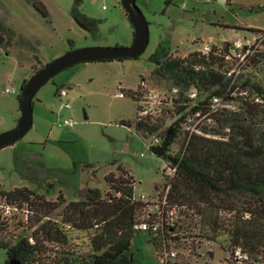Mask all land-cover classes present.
<instances>
[{
  "label": "rangeland",
  "instance_id": "1",
  "mask_svg": "<svg viewBox=\"0 0 264 264\" xmlns=\"http://www.w3.org/2000/svg\"><path fill=\"white\" fill-rule=\"evenodd\" d=\"M39 1L42 5L37 6L44 8L48 19L31 0H0L1 21L24 39L16 37L9 48L0 47V132L17 124L23 83L39 68L70 49L124 47L133 40V27L121 0H78V4L77 0ZM136 3L149 27L145 50L137 58L75 63L40 86L32 101L31 127L15 142L0 148V184L4 188L27 186L51 199L62 193L67 201L76 200L88 188L106 191L105 175L115 173L120 164L135 179L136 198L155 200L167 192L169 186L163 185L168 180L164 177L166 161L149 149L152 136L121 123L136 116L137 105L143 103L147 91L164 92L175 84L172 79L153 73L151 54L160 42L171 55L186 56L206 42L223 45L236 38L251 40L264 30V0H136ZM74 7L79 10L77 16L72 14ZM82 16L97 20L96 27L91 31L82 27L78 22ZM257 52L262 53L256 57L257 66L263 69L264 45ZM243 66L237 74L240 82L253 70L250 61ZM263 73L261 70L253 79H261ZM142 79L145 85L140 84ZM8 88H14L15 92H7ZM138 88L142 92L137 96L139 100L127 92ZM165 110L152 116L162 124L161 130L176 118ZM64 119H71L72 125H66ZM258 121L264 130V116ZM206 125L217 128L216 121ZM227 130L206 134L220 138ZM182 138L180 134L172 143L173 152L181 146ZM0 204H5L1 197ZM199 220V215L192 211L180 216V239L169 241L172 248L176 243L179 245L176 260L224 264L222 257L228 252L222 249L223 236L215 241L198 236ZM152 238L146 230L134 235L135 255L142 264H162ZM6 258V251L0 246V264H7Z\"/></svg>",
  "mask_w": 264,
  "mask_h": 264
},
{
  "label": "trees",
  "instance_id": "2",
  "mask_svg": "<svg viewBox=\"0 0 264 264\" xmlns=\"http://www.w3.org/2000/svg\"><path fill=\"white\" fill-rule=\"evenodd\" d=\"M31 1L48 19L44 8L37 6L42 3ZM78 11L74 7L72 14L77 16ZM16 37L20 38L19 34L0 19V47L9 48ZM229 44L230 41L224 42L225 51ZM255 54L253 70L242 82L223 74L212 54L210 59L194 51L173 56L160 42L150 56L155 75L181 86L178 95L191 86L198 91L194 103L188 98L186 103L173 98V107L168 108L167 114L174 113L176 118L163 130L157 119L139 113V105L133 119L121 120L142 134L158 133L161 142L149 145V149L176 166L173 176L164 174L168 180L163 184L169 186V205L178 207L173 224L164 222L157 232L145 229L153 235L161 260L165 253L175 251L173 264H190L176 260L179 245L176 243L173 249L169 241H179V218L192 211L200 217L198 236L212 241L223 236L222 249L228 252L222 257L224 264L237 247L247 255L243 264H264V130L258 121L264 116V73L261 79H253L264 68L257 66L256 57L262 53ZM125 58L128 57L117 59ZM194 64H202L204 69L195 71ZM127 92L135 98L142 95L139 88ZM214 94L237 108L211 112L209 104ZM256 97L259 101H255ZM200 117L203 134L192 132L188 138L184 122ZM210 121H216L217 128L206 125ZM225 129L227 132L220 138L206 134L213 130L220 134ZM180 134L181 146L173 152L171 145ZM105 180L106 191L88 188L82 198L69 201L62 193L51 199L27 186L6 189L0 184V197L17 207L9 216L0 209V246L6 251V263L15 259L22 264H142L136 258L133 238L143 231L136 225L146 219L149 203L134 196L135 179L120 164L115 173L105 175ZM209 254L212 257V250Z\"/></svg>",
  "mask_w": 264,
  "mask_h": 264
},
{
  "label": "built area",
  "instance_id": "3",
  "mask_svg": "<svg viewBox=\"0 0 264 264\" xmlns=\"http://www.w3.org/2000/svg\"><path fill=\"white\" fill-rule=\"evenodd\" d=\"M264 45V30L258 32L257 35L248 41H242L240 38H236L230 41L229 47L227 51L224 50L223 45L211 44L209 42L203 43L199 48L194 50L196 55L198 56H206L207 59H210L209 56H213V60L220 67L218 69L223 73L230 77L232 80L237 79V74L244 68L243 64L247 61L252 62V57L259 50L260 45ZM233 64H237L234 67ZM248 65V64H247ZM193 69L195 71H200L204 69L202 64H194ZM141 85H145V81L141 80ZM7 92H15V89H6ZM182 91L181 86L174 84L169 90L164 92L158 90L147 91L143 96V103L139 104L141 115H149L155 116L156 113L161 114L164 109L166 113H168V108L173 107V98L179 100L180 102L186 103L187 98L191 100L190 103H194L193 101L198 98V91L195 87H188L183 90V95H178ZM123 94V92H121ZM255 101H259V98L256 97ZM65 107H69V104H65ZM210 111L219 112L223 108H231L234 109L235 105L231 101L224 100L219 95H212L210 98ZM158 117V116H156ZM201 117L197 120L193 118H188L186 122H184V129L188 131V138L190 137L192 132H196L199 134H203L200 129ZM64 123L68 126L72 125L71 119H64ZM152 141L150 145H155L161 142V137L158 133L152 134ZM176 172V166L170 165V163L166 162L164 167V174L167 176H173ZM169 188V187H168ZM168 191V190H167ZM144 202L149 203V207L146 213V219L140 221L136 225L139 229H148L152 232H157L160 228H162L164 222L172 223L174 216L178 210V207L173 204L169 205L167 200V192L161 198L150 200L146 199L144 196L140 197ZM0 209L2 210V214L5 216L11 215L13 212L17 210L15 205L10 204H0ZM24 211L28 212L27 209ZM176 252L171 251L170 253H165L162 257V261L165 264H173V258L175 257ZM247 258V255L242 252L241 248H235L231 254L228 255L225 260V264H243L244 260Z\"/></svg>",
  "mask_w": 264,
  "mask_h": 264
},
{
  "label": "water",
  "instance_id": "4",
  "mask_svg": "<svg viewBox=\"0 0 264 264\" xmlns=\"http://www.w3.org/2000/svg\"><path fill=\"white\" fill-rule=\"evenodd\" d=\"M121 4L130 24L133 26L132 43L124 47L83 46L70 49L39 68L22 86L19 96L21 115L13 128L0 132V148L15 142L31 127L33 97L40 86L56 73L70 65L83 61L110 60L121 57L135 58L145 50L149 41V27L143 11L136 0H121ZM9 264L22 263L19 260L11 259Z\"/></svg>",
  "mask_w": 264,
  "mask_h": 264
},
{
  "label": "flooded vegetation",
  "instance_id": "5",
  "mask_svg": "<svg viewBox=\"0 0 264 264\" xmlns=\"http://www.w3.org/2000/svg\"><path fill=\"white\" fill-rule=\"evenodd\" d=\"M126 13V12H125ZM83 17V16H82ZM79 24L82 26V27H84V28H86L87 30H93L95 27H96V24L95 23H97V20H93V21H90V20H88V19H86V18H79ZM133 27V26H132ZM157 48H158V46H157ZM156 48V49H157ZM156 49H155V51H156ZM168 50V49H167ZM154 51V52H155ZM164 51H165V48H163L160 52H161V54H163L164 53ZM168 54H170L171 55V52H169L168 51ZM165 57V55H163V58ZM122 58V57H121ZM135 58H137V57H135ZM117 59V58H116ZM142 80H144V79H142Z\"/></svg>",
  "mask_w": 264,
  "mask_h": 264
}]
</instances>
